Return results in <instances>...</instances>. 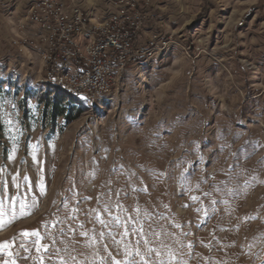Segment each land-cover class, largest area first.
Segmentation results:
<instances>
[{"label":"rangeland","instance_id":"rangeland-1","mask_svg":"<svg viewBox=\"0 0 264 264\" xmlns=\"http://www.w3.org/2000/svg\"><path fill=\"white\" fill-rule=\"evenodd\" d=\"M28 2L0 0V264H264V0H151L147 52L95 99L16 43Z\"/></svg>","mask_w":264,"mask_h":264},{"label":"built area","instance_id":"built-area-1","mask_svg":"<svg viewBox=\"0 0 264 264\" xmlns=\"http://www.w3.org/2000/svg\"><path fill=\"white\" fill-rule=\"evenodd\" d=\"M107 1V0H106ZM107 5L125 4L123 16H116L108 22L97 18L85 21L88 12L85 0H37V6L28 2L30 23L33 30L20 36L16 43L29 46L33 50L36 42L51 43L54 56L48 57L50 75L54 79L55 68L62 60H75L89 64L92 80L77 82V90L95 99L100 89H116L117 85L109 75L108 62L119 61L122 68L131 65L133 59L142 56L144 45L140 43L141 31L151 19V0H108ZM34 24L49 27L46 37L34 34ZM91 26L98 32V39L78 48L77 38L83 36L82 27ZM144 31V30H143ZM157 35L151 36L156 41ZM43 54V53H38Z\"/></svg>","mask_w":264,"mask_h":264},{"label":"bare ground","instance_id":"bare-ground-1","mask_svg":"<svg viewBox=\"0 0 264 264\" xmlns=\"http://www.w3.org/2000/svg\"><path fill=\"white\" fill-rule=\"evenodd\" d=\"M30 6H37V0H30ZM123 11H125V4H116L115 9H113L106 17H103L101 20L98 21L108 22V20H113V18H116V16H123ZM27 13H28L27 18L30 21L29 9ZM92 20L93 18L92 16H90L89 12L85 13V21H92ZM35 25L36 28H34V34L37 37H46V34H49V27L42 26V24H35ZM82 34L83 36H78L77 38L78 48H86V44H90V41H96L98 39V32L94 30L91 26H83ZM150 43L153 45L155 41H150ZM145 46L143 47L142 56L148 50L145 48ZM33 47H42L41 53L43 54H41V58L43 63V69L48 74L49 78L53 80V77H51L50 75V64L48 57L54 56V46L51 45V43L36 42L33 44ZM142 56L138 57V59H133L131 61V65L138 63ZM71 62H74L79 67L77 71L66 70L65 68L66 65ZM125 68L127 67L122 68V65L121 63H119V61L108 62L109 75L112 77V80L115 81V84H117L119 79V75H118L119 71L121 72V70ZM54 80L55 83H57L60 87H62L67 91H70L72 93L84 94V92L77 90L76 81L79 82L91 81L92 72H89V64L77 63V61L75 60H62V63H60L55 68ZM112 90L113 89H100V91H98V94H96L95 98H99L105 94H108ZM87 96L89 97V95ZM89 98L93 99L91 97Z\"/></svg>","mask_w":264,"mask_h":264},{"label":"trees","instance_id":"trees-1","mask_svg":"<svg viewBox=\"0 0 264 264\" xmlns=\"http://www.w3.org/2000/svg\"><path fill=\"white\" fill-rule=\"evenodd\" d=\"M60 96L58 95L53 101L48 100L45 105V111L51 107L52 119H57L59 116H62L63 126L65 127L73 120L77 119L83 112L81 107L75 106H61L60 105Z\"/></svg>","mask_w":264,"mask_h":264},{"label":"snow or ice","instance_id":"snow-or-ice-1","mask_svg":"<svg viewBox=\"0 0 264 264\" xmlns=\"http://www.w3.org/2000/svg\"><path fill=\"white\" fill-rule=\"evenodd\" d=\"M15 199L16 198H13V200H15ZM24 209H25V204H24L23 201H21V203H20V211H21V214H24ZM3 210H4V202L3 201H0V215H3L4 214V211ZM23 234L24 235H29V233H27V232H24ZM3 246L6 247L7 246V242H5ZM142 260H143V258H142ZM4 264H8V262L5 261ZM115 264H120V261H115ZM144 264H148V262L145 260L144 261Z\"/></svg>","mask_w":264,"mask_h":264},{"label":"crops","instance_id":"crops-1","mask_svg":"<svg viewBox=\"0 0 264 264\" xmlns=\"http://www.w3.org/2000/svg\"><path fill=\"white\" fill-rule=\"evenodd\" d=\"M86 1V0H85ZM90 1V0H89ZM104 7H106V6H104ZM91 14H93V12H90Z\"/></svg>","mask_w":264,"mask_h":264}]
</instances>
